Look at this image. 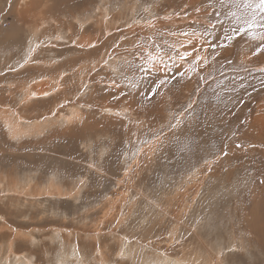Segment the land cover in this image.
<instances>
[{"label":"rangeland","instance_id":"1","mask_svg":"<svg viewBox=\"0 0 264 264\" xmlns=\"http://www.w3.org/2000/svg\"><path fill=\"white\" fill-rule=\"evenodd\" d=\"M261 43L260 0H0V264H264Z\"/></svg>","mask_w":264,"mask_h":264},{"label":"snow or ice","instance_id":"2","mask_svg":"<svg viewBox=\"0 0 264 264\" xmlns=\"http://www.w3.org/2000/svg\"><path fill=\"white\" fill-rule=\"evenodd\" d=\"M219 2L221 4H223L225 2V0H219ZM260 10H261V12H264V0H260ZM253 23H254V18H253L252 22H249L248 28L240 27V28L234 29L232 32L227 33L225 35L224 42L218 46V49L220 50L221 58H229V57H225V55H224L226 52L230 51L229 46H231V48H235V46L237 44H239L243 41L244 35L251 34L249 30L252 28ZM209 46L211 47V45H209ZM202 47H203V45H202ZM218 49L214 48L212 50L213 56H215ZM188 55H190V53H188V52H184V53L180 54L181 59H185ZM250 55L253 57H258L260 55H264V43H261L260 45L255 47L254 50L250 49ZM199 59H200V57L197 56V61H199ZM161 64L163 65L164 69H167L169 67V65L164 64L163 61H161ZM171 67H175V65L173 64V65H171ZM143 71L148 72L149 69L144 68ZM261 71H264V69H261ZM184 75H185V73L181 72L180 78H183ZM173 80H174V76H168L167 71H165L164 72V78H158L156 80L150 81V83L148 85V89H149V92L151 93V95H149V93L146 92L145 97L149 100L153 99L155 97V95L158 94L159 89H161L165 85H171L172 87H174L175 85H174V83H172ZM175 83H179V79H175ZM237 102L239 103V101H237ZM189 108H191V105H189ZM178 123H179V121H178ZM172 127H175V125H172ZM236 147L242 148L243 145L238 143L236 145ZM223 155L227 156V151H224Z\"/></svg>","mask_w":264,"mask_h":264},{"label":"bare ground","instance_id":"3","mask_svg":"<svg viewBox=\"0 0 264 264\" xmlns=\"http://www.w3.org/2000/svg\"><path fill=\"white\" fill-rule=\"evenodd\" d=\"M34 90H37V91H39L38 89H34ZM41 91H42V88H41ZM33 95H37V96H40V93L39 92H37V94H34V93H32ZM4 119V122H5V124L7 125V127H9L10 128V125H11V123H10V121L6 118V117H4L3 118ZM17 129L18 128V126H17V124H13V125H11V128L10 129ZM14 130H12V132H13ZM176 236V235H175ZM220 256V255H219ZM168 259V258H167ZM215 263V262H214Z\"/></svg>","mask_w":264,"mask_h":264}]
</instances>
